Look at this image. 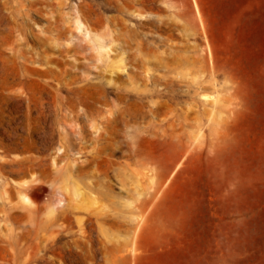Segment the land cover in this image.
Wrapping results in <instances>:
<instances>
[{"label": "rangeland", "instance_id": "obj_1", "mask_svg": "<svg viewBox=\"0 0 264 264\" xmlns=\"http://www.w3.org/2000/svg\"><path fill=\"white\" fill-rule=\"evenodd\" d=\"M6 36L0 264H264V0H1Z\"/></svg>", "mask_w": 264, "mask_h": 264}, {"label": "bare ground", "instance_id": "obj_2", "mask_svg": "<svg viewBox=\"0 0 264 264\" xmlns=\"http://www.w3.org/2000/svg\"><path fill=\"white\" fill-rule=\"evenodd\" d=\"M5 2H2V3H5ZM25 14L26 13H24V15ZM82 27H83V25L80 22H76L75 23V29L76 30L81 31L82 30ZM9 32H10V35H12V30L11 29H9ZM69 38H72V35ZM1 45H3V47H5V48L3 49V51H1L2 49H0V71H2V68H4L6 65H8L7 63L13 64L11 66H14V65L16 66V62H15L14 59H13V61L9 62V59L7 57L5 59L1 58V56L4 55V54H6L7 52L10 53V57H14L15 59L28 60V62L30 61L31 63H35V59H32L31 57H28L26 59L25 56H21L20 55V50L19 51L15 50V48H14L15 45H14V43H12V42L9 41V36H6L2 40V44H0V46ZM5 62H7V63H5ZM128 65H129V70H130L132 76H134L135 79L141 80V79H143L144 75H146L148 73V68H147L146 65H144L143 63H137V61L135 60L134 57H132L131 54H126L125 52H121L120 53V58H119L118 64H117V70L118 71H124V70L127 69V66ZM210 97L211 96H203V98L205 99V102ZM164 110H165V107L163 105H158V106H156L152 110V116L153 117H159L163 113ZM28 188H30V187H28ZM21 200L24 203H27L28 202V199H27L26 195H22Z\"/></svg>", "mask_w": 264, "mask_h": 264}]
</instances>
